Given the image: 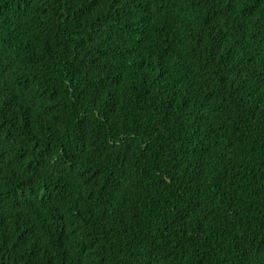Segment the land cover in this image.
Masks as SVG:
<instances>
[{"label": "trees", "instance_id": "1", "mask_svg": "<svg viewBox=\"0 0 264 264\" xmlns=\"http://www.w3.org/2000/svg\"><path fill=\"white\" fill-rule=\"evenodd\" d=\"M0 264H264V0H0Z\"/></svg>", "mask_w": 264, "mask_h": 264}]
</instances>
